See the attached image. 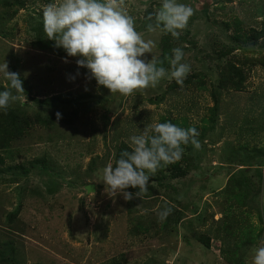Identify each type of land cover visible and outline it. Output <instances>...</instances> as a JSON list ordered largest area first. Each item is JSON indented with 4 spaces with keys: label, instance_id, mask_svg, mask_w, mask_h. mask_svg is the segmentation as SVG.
<instances>
[{
    "label": "rangeland",
    "instance_id": "1",
    "mask_svg": "<svg viewBox=\"0 0 264 264\" xmlns=\"http://www.w3.org/2000/svg\"><path fill=\"white\" fill-rule=\"evenodd\" d=\"M52 2L0 0V64L24 89L0 110V264H252L264 241V0H177L193 9L179 38L147 31L162 0H124L155 44L147 60L181 48L191 68L182 87L166 76L128 97L47 39ZM155 122L195 127L201 147L184 146L143 199L110 197L102 169Z\"/></svg>",
    "mask_w": 264,
    "mask_h": 264
},
{
    "label": "clouds",
    "instance_id": "2",
    "mask_svg": "<svg viewBox=\"0 0 264 264\" xmlns=\"http://www.w3.org/2000/svg\"><path fill=\"white\" fill-rule=\"evenodd\" d=\"M192 15V7L177 0H162L154 16L147 18L154 21L148 24L147 31L160 30L179 38ZM43 29L56 48H62L68 57H79L78 67L86 68L89 78L112 95L142 93L156 87L166 76L182 87L191 71L190 65L182 62L181 48L172 49L170 70L158 66L162 62L154 55L147 60L145 54H152L155 44L136 30L135 19L128 14L124 0H53L43 6ZM8 67L6 61L0 64V73L10 82V90L0 91V110L5 114L14 102L24 99L19 74L10 72ZM198 136L195 127L181 128L171 122L147 124L140 135L130 137L131 151H122L115 166L109 162L102 169L105 192L112 198L120 194L126 201L143 199L150 177L179 161L184 146L191 144L197 150L201 147ZM128 188L138 189L135 196L126 191ZM170 213L167 208L160 218ZM252 264H264V241L254 249Z\"/></svg>",
    "mask_w": 264,
    "mask_h": 264
},
{
    "label": "trees",
    "instance_id": "3",
    "mask_svg": "<svg viewBox=\"0 0 264 264\" xmlns=\"http://www.w3.org/2000/svg\"><path fill=\"white\" fill-rule=\"evenodd\" d=\"M168 58H169L168 51H167L166 48H164L163 51H162V55L157 59L158 62H162V63H158V66L165 67L166 64H167ZM124 150H127L126 146L122 147V151H124ZM1 163H2V161H1V157H0V164Z\"/></svg>",
    "mask_w": 264,
    "mask_h": 264
},
{
    "label": "water",
    "instance_id": "4",
    "mask_svg": "<svg viewBox=\"0 0 264 264\" xmlns=\"http://www.w3.org/2000/svg\"><path fill=\"white\" fill-rule=\"evenodd\" d=\"M94 189L93 186H90L89 188H87V191H92Z\"/></svg>",
    "mask_w": 264,
    "mask_h": 264
}]
</instances>
